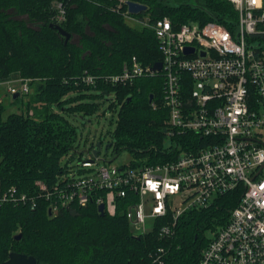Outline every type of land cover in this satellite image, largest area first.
<instances>
[{
  "label": "trees",
  "instance_id": "obj_1",
  "mask_svg": "<svg viewBox=\"0 0 264 264\" xmlns=\"http://www.w3.org/2000/svg\"><path fill=\"white\" fill-rule=\"evenodd\" d=\"M125 1L147 7L137 17L147 16L153 22L168 17L174 28L190 20L215 21L230 31L236 25V12L226 0ZM117 3L0 0V81L22 79L30 86L28 100L19 104L20 113H6L0 101V196L14 188L17 196L27 198L24 203L0 205V264L10 252L33 256L37 264H197L238 203L241 191L216 197L208 208L182 214L175 234L159 239L155 232L134 237L121 207L114 216H101L90 202L49 216L48 203L37 198L36 182L49 185L75 167L62 161L76 141L71 118L77 116L82 126L107 124V151L113 160L123 152L131 163L149 165L167 159L161 77L139 78L127 86L81 81L87 74L97 79L119 74L132 57L150 68L162 60L154 32L129 25L123 16L125 5L116 9ZM58 4L64 11L59 25L71 35L67 44L50 27L58 21ZM20 16L27 21L16 18ZM17 101L18 97L10 104ZM259 137L258 145L264 147V132ZM184 138H176L182 149ZM98 142L102 146L101 138ZM17 233L21 238L14 240ZM159 248L163 254L157 253Z\"/></svg>",
  "mask_w": 264,
  "mask_h": 264
},
{
  "label": "built area",
  "instance_id": "obj_2",
  "mask_svg": "<svg viewBox=\"0 0 264 264\" xmlns=\"http://www.w3.org/2000/svg\"><path fill=\"white\" fill-rule=\"evenodd\" d=\"M117 1L114 8L125 5L129 25L154 32L161 69L151 71L132 57L119 74L102 79L87 74L81 81L127 86L139 78L161 77L167 159L147 165L131 163L129 157L114 165L88 151V158L67 168L56 182H36L37 198L48 203L52 214L94 202L114 216L121 207L134 237L155 232L167 239L185 212L206 209L216 197L241 191L227 223L197 264H264V147L258 145L264 132V0H226L237 15L233 31L215 21L190 20L174 28L168 17L155 22L137 17L127 1ZM57 9L59 24L64 11L60 4ZM0 87L11 96L30 92L22 79L0 81ZM183 137L184 149L176 142ZM26 199L10 188L0 196V205Z\"/></svg>",
  "mask_w": 264,
  "mask_h": 264
},
{
  "label": "rangeland",
  "instance_id": "obj_3",
  "mask_svg": "<svg viewBox=\"0 0 264 264\" xmlns=\"http://www.w3.org/2000/svg\"><path fill=\"white\" fill-rule=\"evenodd\" d=\"M19 19H23L27 21V17H16ZM77 37L73 36L72 41L77 42ZM0 100L2 104H4L6 108V113L10 112H17L20 113L23 109L22 106H19L21 102H26L28 100L27 95H21L18 96V101L14 106L10 104L12 100L11 95H8L5 93V89L0 87ZM108 104V103H107ZM106 107V106H105ZM106 116H108V112L106 113ZM71 122L76 126V133L77 138L73 145V149L68 153L67 157L63 159V163H67L68 166H76L79 162L85 160L88 158V154L85 152V150L89 149L92 144H96L98 138H101L103 141V146H105L110 139V136L107 135V124L102 121L99 125H92L87 124L86 126H82L83 120H81L78 116L75 118H71ZM129 155L127 152H123L121 155L116 157L113 161L112 156L110 154V150L104 151V148L100 150L99 158L106 161H111V164L118 165L120 163H123L124 161H128ZM153 225V221H148L147 227L151 228ZM210 231L206 232L207 236H210Z\"/></svg>",
  "mask_w": 264,
  "mask_h": 264
},
{
  "label": "water",
  "instance_id": "obj_4",
  "mask_svg": "<svg viewBox=\"0 0 264 264\" xmlns=\"http://www.w3.org/2000/svg\"><path fill=\"white\" fill-rule=\"evenodd\" d=\"M126 5L128 7V11L131 14H139V13L145 12L147 9V7L145 5H143L141 3L133 2V1H127ZM50 27L57 30L59 32V34L64 38V44H67L71 35L68 32H66L65 30H63L62 27L57 23L51 24ZM187 52L189 53V51H187ZM160 69H161V62H157V63L153 64V66L150 68L151 71H159ZM18 96H19V94L16 93V94L12 95V98L15 99ZM151 100H152V96H150V98H149V103L151 102ZM93 146L95 148L92 150V154H93V156H97L100 152L101 143L98 142V143H96V145H91L92 148H93ZM109 146H110V144L107 143L104 146V150L107 151ZM85 152H87V151L85 150ZM262 167H264V164L262 165ZM97 210L101 216H104L103 205L98 206ZM48 215L52 216V212L50 209L48 210ZM20 238H21V233H17L14 235L13 239L19 240ZM1 264H37V261L33 256H28L25 254H19V253H15V252H10L8 255V259Z\"/></svg>",
  "mask_w": 264,
  "mask_h": 264
},
{
  "label": "flooded vegetation",
  "instance_id": "obj_5",
  "mask_svg": "<svg viewBox=\"0 0 264 264\" xmlns=\"http://www.w3.org/2000/svg\"><path fill=\"white\" fill-rule=\"evenodd\" d=\"M108 96H110V95L108 94ZM102 147H103V144H102V146H101L100 150L102 149Z\"/></svg>",
  "mask_w": 264,
  "mask_h": 264
},
{
  "label": "bare ground",
  "instance_id": "obj_6",
  "mask_svg": "<svg viewBox=\"0 0 264 264\" xmlns=\"http://www.w3.org/2000/svg\"><path fill=\"white\" fill-rule=\"evenodd\" d=\"M54 112V111H53Z\"/></svg>",
  "mask_w": 264,
  "mask_h": 264
}]
</instances>
